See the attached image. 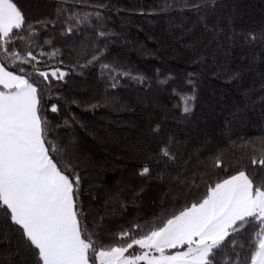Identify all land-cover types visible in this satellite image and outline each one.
Segmentation results:
<instances>
[{
	"label": "trees",
	"instance_id": "1",
	"mask_svg": "<svg viewBox=\"0 0 264 264\" xmlns=\"http://www.w3.org/2000/svg\"><path fill=\"white\" fill-rule=\"evenodd\" d=\"M14 2L24 14L25 29L31 25L36 30L30 42L16 41V50L22 56L32 51L42 71L58 68L66 75L63 80L50 77L49 83L35 74L31 64H13L2 53L0 62L39 83L47 140L59 148L52 156L70 169L67 174H79V204L89 231L96 233L98 248L117 244L123 231L131 230L138 238L200 198L206 184L239 170L264 178L260 166L251 164L264 150V42L240 41L231 49L225 43L224 49L201 63L198 54L212 53L218 46L197 45L195 51L187 46L203 27L188 31L197 15L185 6L186 0ZM217 3L221 7L215 15L222 18L225 29L231 17L237 32L264 31V0ZM58 6L62 13L58 14ZM73 14L87 15L89 20L75 26L74 34H65V21ZM99 31L110 35L99 37ZM208 42L205 36L204 43ZM53 51L55 57L50 56ZM93 56L99 60L89 64ZM102 64L115 71L102 69ZM189 73H195L197 98L191 113L184 114L180 97L193 94ZM234 73L239 75L231 79ZM53 103L56 113L50 110ZM157 125L159 133L153 131ZM170 137L175 138L171 147L178 164L166 169L168 176L161 180L157 177L163 165L157 166V153ZM217 157L223 161L220 168L213 166ZM146 164L152 172L141 177ZM178 173L183 182L174 179ZM253 231L236 237L245 251ZM9 235L11 244L0 242V264H16L18 259L11 254L22 246L19 233L9 230ZM227 253L224 249L218 258Z\"/></svg>",
	"mask_w": 264,
	"mask_h": 264
},
{
	"label": "snow or ice",
	"instance_id": "2",
	"mask_svg": "<svg viewBox=\"0 0 264 264\" xmlns=\"http://www.w3.org/2000/svg\"><path fill=\"white\" fill-rule=\"evenodd\" d=\"M185 6L197 15L188 31L203 27L187 46L193 51L197 45L218 46L212 53H199L198 62H206L209 54L214 57L225 43L231 49L240 41L264 42V31L259 35L237 32L231 17L228 28L222 27V18L215 15L221 7L217 0L191 3L186 0ZM165 7L170 5L165 2ZM63 11L58 6V14ZM88 20L87 15L78 18L73 14L65 21L68 26L64 33L74 34V27ZM35 34L31 25L25 29L24 14L14 0H0V53L13 64H31L35 74L45 82L50 83V77L63 80L65 72L58 68L42 71L32 51L22 56L16 50V41L28 43ZM108 35L105 31L98 32L102 38ZM205 36L209 37L207 44ZM56 55L57 51L50 54ZM97 60L99 57L93 56L88 63ZM101 68L115 71L109 64H102ZM19 72L25 69L20 68ZM238 75L234 73L230 78L236 79ZM194 76L195 73L188 74L193 94L180 97L184 114L191 113L192 102L197 98ZM112 87H116L115 83ZM41 96L38 82L8 70L0 62V242L11 244L9 230L19 233L22 246L11 254L18 258L16 264H264V178L258 180L255 173L246 170L206 184L200 198L153 224L138 238L131 230L123 231L117 244L98 248L93 240L96 233L89 231L79 204L81 178L78 173L67 174L70 169L62 168L52 156L59 148L47 140L48 121L41 114ZM50 110L56 113L57 105L53 103ZM160 130L159 125L153 129L155 133ZM174 143L175 138L170 137L159 148L156 164L163 168L158 179H166V169L178 164V156L171 147ZM222 163L217 157L213 166L220 168ZM251 164L259 165L264 172V150L259 159L252 158ZM151 172L152 168L146 164L139 175L148 177ZM174 179L183 182L185 178L178 173ZM13 225L18 227L12 228ZM135 227L139 229L140 225ZM249 229L254 231L245 251V245L239 244L236 237ZM224 249L228 253L218 258Z\"/></svg>",
	"mask_w": 264,
	"mask_h": 264
}]
</instances>
